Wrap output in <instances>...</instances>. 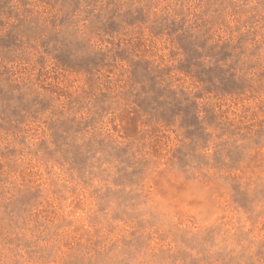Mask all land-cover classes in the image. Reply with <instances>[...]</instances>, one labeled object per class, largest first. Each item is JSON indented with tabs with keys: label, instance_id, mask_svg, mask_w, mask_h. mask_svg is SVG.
Wrapping results in <instances>:
<instances>
[{
	"label": "rangeland",
	"instance_id": "obj_1",
	"mask_svg": "<svg viewBox=\"0 0 264 264\" xmlns=\"http://www.w3.org/2000/svg\"><path fill=\"white\" fill-rule=\"evenodd\" d=\"M92 36L112 47L98 50ZM60 76L77 79L45 85ZM229 102L254 120L240 138L264 143V0H0V262L7 250L10 264H98L106 246L120 249L112 264H126L119 257L130 249L155 246L154 264H264V236L251 238L264 233V211L248 217L247 231L230 232L224 221L192 236L154 227L157 217L137 211L151 163L131 158L142 124L152 125L156 156L155 133L178 134L169 163L181 169L209 146L218 169L256 162H246L247 145L216 143L240 129L218 119ZM36 164L45 175L64 173L53 195L69 200L66 213L44 204L31 179ZM154 185L164 193L162 174ZM232 188V204L252 212V200ZM194 247L204 254L192 257Z\"/></svg>",
	"mask_w": 264,
	"mask_h": 264
},
{
	"label": "clouds",
	"instance_id": "obj_2",
	"mask_svg": "<svg viewBox=\"0 0 264 264\" xmlns=\"http://www.w3.org/2000/svg\"><path fill=\"white\" fill-rule=\"evenodd\" d=\"M163 6L161 4L159 7L154 8L153 12L159 13L160 8ZM77 15L81 14L78 13ZM86 23L87 21H83L77 24L76 29L82 32ZM91 43L102 51H107L112 47L111 44L107 43L106 39L101 42L95 36L91 37ZM32 74L35 75V72L33 71ZM107 75L109 81L114 85L115 72L107 73ZM76 79L72 76H68L67 79L64 76H60L59 79L52 80L49 77L44 83L45 85H51L53 88L64 89L68 87L71 81ZM73 87H75V84H73ZM68 90L71 91L72 89L69 88ZM225 109H229V111L225 113ZM217 114L222 125L227 126L228 121H232L230 129L235 130L237 124L240 125V129L232 136L227 133L219 135L216 143L223 141L231 143L235 141L237 145H247L246 162L247 158L255 156V163L250 164L248 167H245V164L242 163L234 169H218L213 162L214 148L209 146L206 150L198 149L194 156L189 157L188 165L181 169L169 163L171 152L178 147V134L171 129L164 128L155 133V136L160 137L158 145L159 155L156 156L153 155L151 147L154 141L152 125L142 124L140 126L138 138L131 150L135 153V156L131 158L133 161L143 158L151 163L148 169L149 175L143 181V189H141L144 192V200L137 211L144 213L142 217L144 219L149 218L150 215L157 217V224L154 227H161L162 225L161 230L171 229L173 232L183 229L187 230L189 236H192L210 225L228 221L231 226L230 232L241 225L244 231H247L251 227L248 217L255 215L256 212L264 211V198L259 195L261 190H264V143L256 146L251 144L250 140L240 138L241 135L245 134L244 125L254 123V120L250 118V113H242L239 105L231 107L230 102L228 104L222 103V106L217 109ZM105 119L107 120V117ZM106 129L111 131L110 126L107 124ZM206 130L212 132L214 137L220 132L219 129L207 128ZM117 132H120V130L117 129ZM115 135L116 133H113V136ZM120 135H122V132H120ZM140 136L144 139H139ZM118 142L127 143V141L119 139ZM198 156H203L206 163L197 159L196 157ZM35 170H38L40 174L31 179L41 186L44 204L51 203L57 211L66 213L70 204L69 200L58 201L57 197L53 195L54 188H59L61 183H67L66 180L62 179L64 173L60 169H54L51 175H45L39 164H36ZM161 174L164 178L163 194L157 191L154 185L155 179L159 178ZM11 180L15 181L17 187H23L19 175H13ZM53 181L56 183L53 184ZM103 183L99 177L93 181L94 186L102 187ZM233 184H238L240 190L252 200V212H245L232 204ZM61 191L64 190L61 189ZM64 195L67 196V192H64ZM68 218L73 219L74 217L69 216ZM67 231L70 232L71 229ZM261 236H264V233L257 235L254 231L251 238L259 239ZM153 243L155 244V242ZM216 246H220L219 239H217ZM63 251L67 252L68 250L64 249ZM130 251L133 253L130 257H119L124 259L126 264H154L152 253L156 251L155 246L143 249L140 252H136L134 249H130ZM186 251L196 258L204 254L200 252L198 247L186 249ZM100 252L101 257L98 260V264H112L113 258H117L120 249L117 248L112 252H107L106 246H102ZM104 253H107V255H104ZM9 255L7 250H5V259L0 264H10Z\"/></svg>",
	"mask_w": 264,
	"mask_h": 264
}]
</instances>
